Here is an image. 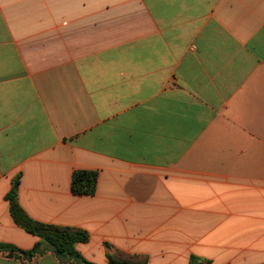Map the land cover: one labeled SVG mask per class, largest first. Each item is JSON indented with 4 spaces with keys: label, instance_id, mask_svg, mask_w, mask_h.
<instances>
[{
    "label": "crops",
    "instance_id": "1",
    "mask_svg": "<svg viewBox=\"0 0 264 264\" xmlns=\"http://www.w3.org/2000/svg\"><path fill=\"white\" fill-rule=\"evenodd\" d=\"M15 181L95 264H263L264 0H0V242L27 251Z\"/></svg>",
    "mask_w": 264,
    "mask_h": 264
},
{
    "label": "trees",
    "instance_id": "2",
    "mask_svg": "<svg viewBox=\"0 0 264 264\" xmlns=\"http://www.w3.org/2000/svg\"><path fill=\"white\" fill-rule=\"evenodd\" d=\"M97 183L98 172L77 170L72 176L71 190L75 195H94ZM18 185L19 181H15L7 195L11 216L19 227L37 236L39 241L27 251L11 243L0 242V252L7 253L10 257L19 255L26 258L51 252L63 263L95 264L87 260L77 249V244L89 241V233L80 228L43 223L31 218L19 203ZM108 258L111 264H146V262H135L133 256L127 255L123 259H117L113 255H109Z\"/></svg>",
    "mask_w": 264,
    "mask_h": 264
}]
</instances>
